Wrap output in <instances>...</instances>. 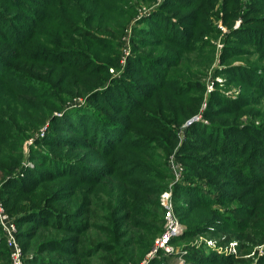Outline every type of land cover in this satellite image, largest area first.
<instances>
[{"label":"trees","instance_id":"1","mask_svg":"<svg viewBox=\"0 0 264 264\" xmlns=\"http://www.w3.org/2000/svg\"><path fill=\"white\" fill-rule=\"evenodd\" d=\"M25 1L0 0V172L3 175L0 180V198L18 224V236L25 253V264H96L95 261H98V264H140L146 252L152 249L156 236L165 230L164 207L160 196L169 189L173 176L169 175L170 169L166 166L168 158L165 161V156L160 154L159 150L171 152L176 139L173 129H168L162 138L154 137L151 133L138 134V138L130 140L128 139L132 132L130 124L133 118L139 117L143 118V121L149 119L158 121L157 110L148 111L142 105L161 89H167L175 94V97L182 99L188 97L184 95L186 87L183 82L173 83L165 69L160 66H167V69L178 68L182 63L180 52L202 51L205 42L198 44L197 41L203 39L192 29L195 28L194 22L202 18L203 9L208 10L210 7L206 0H176L144 12L142 16H148L141 17L144 19H140L132 33L155 34L158 40L163 41L159 46L163 47V44H166L168 48L149 49L155 45L153 41L132 36L134 57L127 65L126 74L113 78L112 74H109V67L115 65L116 68H120V59L112 56L101 62L99 47L105 48L118 43V38L124 33L136 12L131 1L115 0L123 4L122 9L127 7V11L123 9L122 13H118V6L112 0H27L38 6L34 11L25 4ZM70 1H75L77 13L75 17L68 19L60 15V11L63 2ZM130 3L132 8L129 6ZM168 9L176 14L180 9L181 19L173 16ZM130 10L133 14H130ZM31 12L33 16H30ZM150 12L152 16L149 15ZM237 14L235 12L234 16L237 17ZM148 17L152 24L146 29L139 27ZM155 18L158 22L157 19L153 21ZM96 20L102 23L107 21L117 23L111 38L94 34ZM49 24L58 33V37L55 38L57 42L51 44L55 45L53 49L39 47L35 42L37 35L45 33L43 31L40 33L41 26L45 28ZM97 28L101 29L102 26ZM109 28L107 25L106 29ZM244 31L245 33L239 36L245 40L240 42L257 45L264 51V28L245 27ZM75 34H79L77 39H74ZM94 45L98 47H93ZM230 49L233 51L226 50L225 58L229 55L231 56L229 58L237 57L240 54L235 47ZM35 63L50 65L47 71H41L46 73L48 79L41 75L34 76V73L30 72ZM227 65L226 71L233 74L231 78L247 83L254 91L264 93V67L229 66L228 63ZM57 66L64 67L58 73L55 82V85L58 80L60 84H63L62 81L65 82L59 94L57 93L59 87L54 86V83L52 85ZM67 68L70 69L69 72H66ZM139 73L141 76L145 74L149 80L138 79ZM185 77L188 78L186 74ZM62 78L64 80H61ZM24 79L25 83L22 81ZM73 79L75 88L73 86L71 88L73 91H68L67 88L73 84ZM35 80L44 86L43 92H39L43 88L34 86ZM28 82H33L34 85L30 86ZM112 89L116 91L115 100L118 104L114 105V111L119 112L116 116L111 117L102 107L92 109L86 104L70 109L75 101L71 100L76 95L85 94L86 100L95 105L99 102L97 100L99 94H103L104 98L99 100L103 102L110 100L107 94ZM50 92L54 93L53 97ZM23 93L25 96H22ZM198 98H201V95H198ZM37 100H43L42 104L37 103ZM30 102H35L37 108L29 107ZM50 103L53 104V109L46 108L45 104ZM247 104L244 96L231 99L220 89L211 95L209 107L205 111V116L210 118L209 124L200 122L194 128L197 127L201 131L203 135L201 140L207 143V148L214 147L224 158L219 161L220 164L211 165L207 160L195 155L183 157L184 160L198 164L201 168L208 166L210 169L212 166L213 173H201V178L206 179L207 183L194 182V175L190 179L185 174V177L175 184L178 199L182 190H185L184 193L187 195L183 197L186 201L184 211L191 214L188 221L189 229L184 233L185 238L206 232V226L198 221L197 212L199 208L207 210L219 203L223 209L211 208V216L216 214L224 217L233 223L230 227L239 232L240 238L253 241L251 245L240 247V250L242 248L247 250L244 256H249L252 249L253 253H259L257 246L264 245V211L259 207V201L264 197V130L253 125L240 126L237 119ZM106 105L109 107V103ZM53 111L61 112L65 117H59L57 112L53 114ZM17 112L23 114L21 126L25 129L12 131L15 123L10 116L15 113L13 115L17 121ZM70 112L72 116L67 117ZM123 112L127 117H120ZM221 116L227 118L231 116L234 120L220 119ZM50 118L52 121L59 120L62 126L80 137L65 138L63 134L53 135L56 134L54 130L62 129L48 124L46 132L48 136L41 138V133L37 135L31 149L37 148L38 145H54L61 154H48L46 159L44 153L37 155L42 162L31 168L37 177L29 179L28 176L27 180L31 182V185H28L24 182L26 175L22 174L24 166L20 146L33 132H42L41 124ZM180 118L182 117L177 113L176 121ZM251 134L256 138L252 139ZM61 137L66 141H56ZM85 148L98 150L104 158L113 157L116 162L121 157L118 151L130 150L131 153V150H135L138 152L136 156L129 155L140 159H133L135 163L132 164L147 173L140 175L143 178L141 181L125 180L122 183L124 188L121 189L120 184L115 183L119 175L113 169L109 171L106 168H98L88 171L79 168L74 154ZM156 157L160 161H156ZM234 166L239 174L237 178L235 172L231 175L226 172L227 167L233 169ZM118 171L121 172V169ZM125 174L123 179L134 177V169ZM62 178L66 181L61 188L51 189L55 181ZM105 180L113 182L112 188L108 189L110 204L106 209L110 211L109 216L100 215L92 209V205H88L92 201L91 193L96 192V188L102 191L106 185ZM220 180H222L220 187H214V182ZM232 180L237 186L243 183L252 187L258 186L256 191H253V194L258 196L253 206L234 205L236 197L222 191V184ZM147 184H150V189L146 188ZM117 203L126 204V207L123 210L121 207L117 209ZM152 205L154 211H151V215L156 225L149 227V211ZM142 217H146L147 220L142 221ZM95 220L107 221L109 224L101 226ZM137 221L139 223H136ZM124 226L128 230V235L122 230ZM134 228L144 232L143 238L142 233L136 237ZM260 235L262 236L259 238ZM133 241L135 245L132 244ZM195 245L197 244L193 242L184 249L189 250L187 253L191 254L197 263L251 264L252 259L243 258V255L217 258L215 255L218 254L214 252L207 256ZM194 249L195 254L192 255ZM203 259L206 261H202ZM0 264H11L9 248L1 227ZM258 264H264V258H261Z\"/></svg>","mask_w":264,"mask_h":264},{"label":"rangeland","instance_id":"2","mask_svg":"<svg viewBox=\"0 0 264 264\" xmlns=\"http://www.w3.org/2000/svg\"><path fill=\"white\" fill-rule=\"evenodd\" d=\"M33 1V0H31ZM116 3L118 6V13H122L123 9L126 10L127 7H123V4L117 3L115 0H112ZM133 3L134 9L136 12L133 14L130 10V14H133V19L130 21L129 25L125 29L124 33L118 38V43L115 45H110L109 47L101 48L99 47V51L101 53V62H105L108 57L117 56L120 59L121 67L116 68L115 65L112 67H109V74H112L113 78H119L120 75L126 74L127 65L130 62V60L134 57L133 55V38L132 36L136 35L139 38H147V41H153L155 45H153L149 49H164V47L168 48L167 45L163 44L162 46H159V43L162 44L163 41L158 40L157 36L155 34L151 33H140L135 34L132 33V29H134L135 26L138 25V22H140V19L143 20L144 12L157 8V6H160L163 3H173L176 0H155V1H145V0H129ZM137 1H141L142 3L138 4ZM206 2L209 5V9L205 10L203 9L204 13L202 18L199 21H195V28L192 29V31H195L201 36L203 41H197L199 44L200 42H205L202 47V51H192V52H184L179 53L180 56H182V63L178 68H168L167 66H160L163 69H165L166 74L174 81L179 83L183 82V85L186 87L184 90V95H187L182 99L181 97H175V94L170 93L167 91V89H161L159 92H156L147 103L142 106L148 109V111H156V118L158 121H155V119L151 120H144L143 118L139 119H132L131 121V130L130 137L128 139L133 140L135 138H138V134H148V135H154V137L162 138L165 132L168 129H173L174 132V148L171 152H165L162 150H159V153L168 158V161L166 162V166L170 169L169 175L173 176L172 180L170 181L169 189L161 194L160 200L164 207V217L168 211L167 207L163 203L164 201L170 203V208L172 209V213L174 217L179 222L182 233L178 236L174 237L170 243L166 246V250L163 249L159 250L158 252H154V247L156 244L157 239H159L163 233L156 236L154 245L151 250L146 252L144 259L139 262L140 264H204L203 262L197 263L194 258H192L191 254H188L187 249H184V247H187L189 244L191 245L193 242L197 245L198 250L203 251L207 256H211L212 253H217L218 255H215L217 258L219 256H230V255H243V258L252 259L251 264H258L259 260L264 258V245L257 246V249L259 250V253H253L252 252L249 256H244L245 249L242 248L240 250V247H243L244 245H251L253 244V241L245 240V238H240L239 232L235 230L234 228L230 227L233 223H230L227 219H225L222 216L214 215L211 216V208H215L218 210H221V205L218 203L217 205H212L211 208L205 210L202 208H199L197 214V218L199 223L202 225H205L206 232L194 235L192 237L185 238L184 233H186V230L189 229L188 221L191 216V214L188 211H184L185 208V200L186 193H184L185 190H182V194L180 196V199L176 197L175 190L176 186L175 184L178 181H181L183 177H189L192 179V175L195 176L194 182H205L207 183L206 179H202L201 173H210L212 172L211 167L209 169L208 166L201 168L198 164H195L193 162H189L183 159L185 156H191L195 155V157H199L201 159L207 160V163H210L211 165L220 164L219 161L223 159L224 157L217 152V150L214 147H208L207 143L203 142L201 139L203 138V135L199 129L195 127L197 123H204L209 124L210 118H207L205 116V111L209 107V99L211 95L216 92L218 89H220L223 94L227 95L231 99H236L239 96H244V101L248 103L247 105H244L245 107L242 109V114L240 115L239 120L240 126L245 127L246 125H253L255 127L262 128L264 130V93H261L259 91H254L253 87L247 85V83L238 82L235 78H231V75L229 74V71H226L227 63L229 66L232 65H242V66H256V67H264V51L260 50V48L257 45L254 44H248L244 43L245 41L240 42V40H245L243 37L239 36L241 33H245L244 29L245 27L249 29H263L264 28V0H206ZM136 3V4H135ZM25 4L31 7L32 11L36 10L38 6L34 5L33 3L29 1H25ZM175 4H173V7ZM129 6L132 5L131 3ZM200 8V7H199ZM15 11V10H14ZM127 11V10H126ZM167 11H170V13L173 16H177V19H181L182 15L180 14L181 10L179 9L178 14L171 12L170 9ZM238 13L237 17L234 16V13ZM77 13V9L75 6V1H70L68 3L62 4V8L60 11V15H64L68 19L71 17H75V14ZM152 12H150L149 15H151ZM30 16H33L32 12L29 13ZM152 16V15H151ZM149 16V17H151ZM149 17L142 21L139 25V27H143L144 29L148 28L152 24L151 20H149ZM118 19L119 18H114ZM157 18H155L153 21H155ZM158 22V19H157ZM156 22V23H157ZM116 24L114 21H107L105 23L99 22L96 20L94 22V31L96 35H102L106 37L111 38V33L116 29ZM128 24V23H127ZM102 26L101 29H98V26ZM109 25V29H106V26ZM45 33H41V32ZM253 31V30H252ZM41 35H37V39H35V42L38 43L39 47L46 46L50 49H53L55 45H51L56 43V39L58 37V33H56L55 28L51 27L50 24L48 26H41ZM121 33H118L120 35ZM76 36L74 39H77V36L79 34H75ZM83 39V38H82ZM88 38H84L86 40ZM98 47V46H93ZM162 47V48H161ZM230 47H235V49L240 53L237 57H231L230 55L225 58V51H233L230 49ZM155 50V51H156ZM228 59V60H227ZM117 65V64H116ZM49 64L44 63H35L33 68L31 67V73H34V76L41 75L42 77H45V79H48L46 73L41 71H47L49 68ZM136 66V65H135ZM19 68V66H18ZM56 74L54 76L52 85L54 83V86L59 87L57 93L59 94L61 90V87L65 84L64 81L63 84L58 82L55 85L56 80L58 79V73L61 71V69H64V67L57 66L55 67ZM167 69V70H166ZM25 72V70H23ZM70 69L67 68L66 72H69ZM240 71V70H239ZM240 73V72H235ZM185 74L188 76V78L185 77ZM130 75V74H129ZM128 75V76H129ZM137 78V76H136ZM145 78L144 81H148L149 79L145 74L141 76V73H139V78L142 80ZM44 79V78H43ZM61 80H64L62 78ZM23 83L26 82V80H22ZM25 81V82H24ZM36 84L34 85L33 82H28L30 86H36L37 88H40L39 92H43L45 90L44 86L41 83H38L37 80H35ZM46 83V82H45ZM117 84V83H116ZM115 84V85H116ZM75 85L74 79L73 84L67 88L68 91H73L71 88ZM53 86V87H54ZM75 88V86H74ZM197 90H194L196 89ZM173 91V90H172ZM76 92V90H75ZM56 93V91H55ZM116 91L115 89H112L109 91L107 101L99 100L103 98V94H99L97 96V100L99 101L97 104H92L91 101L86 100L85 94L76 95L71 102L70 109L82 106L85 104L87 106H91L90 108L94 109V107H102L103 110L107 111L108 114L111 115V117L118 115V111H114V105H118L116 103ZM186 93V94H185ZM50 95L52 97L54 96V93L50 92ZM198 95H201V98H198ZM22 96H25V93L22 94ZM36 99V98H35ZM104 99V98H103ZM96 98L94 99V101ZM39 104H42L43 100H37L36 101ZM70 102V103H71ZM109 103V107L105 104ZM88 103V104H87ZM167 103H169L167 105ZM153 104V106L151 105ZM106 105V106H105ZM165 105H167L165 107ZM46 108L51 107L53 109V104H45ZM163 106L165 109H163ZM29 107L37 108L35 105V102H30ZM88 108V107H86ZM177 112H176V111ZM57 112V113H56ZM56 113L59 115V117H65V114H61V112L53 111V114ZM177 113L182 117L179 121H176ZM15 114V113H13ZM11 114L10 119L15 123V126L11 128L12 131H21L24 130L25 127L22 125V116L23 114L17 112V118L16 116ZM85 115V113H84ZM159 115V116H158ZM68 116H72V113H68ZM142 116V114H141ZM121 118L127 117L125 116V112L122 113L120 116ZM179 119V118H178ZM219 119V118H218ZM220 119H228L229 121H233L234 117L227 118V116H221ZM30 121V120H29ZM127 123V122H126ZM48 124L55 127H61L62 130H54L53 135H62L65 138H68L70 136H76L80 137V135L74 134L70 129H67L66 127L61 125V122L59 120L52 121L51 118L45 121L41 124V130L42 132H33V134L29 135V137L23 142L21 147V151L23 152V160L22 164L24 166V170L22 171L23 175H26V179L24 182L26 184H30L29 180H27V177L29 176V179H36V174L32 172L31 168H34V166L38 165V163H41V158H37V155L40 153H44V158L46 159L48 154H61L58 152V150L54 147V145L51 146H45V145H35L37 148L31 149V146L34 143V138L41 133V138H45L48 136L47 132V126ZM147 124H150L149 126H146ZM60 125V126H59ZM129 125V124H128ZM39 130V129H38ZM192 130V131H191ZM63 137H61L60 140L56 141H66ZM150 137V136H148ZM190 137V139H188ZM191 137H194L191 139ZM252 139H255L256 136L251 134ZM167 143V141L165 140ZM174 143V142H173ZM168 144V143H167ZM159 147V146H158ZM39 148V149H38ZM264 148V147H263ZM38 149V150H37ZM37 150V151H35ZM40 150L42 152H40ZM120 150L118 151V155L120 160L117 162L115 161V158H104V156L98 152V150L94 149H81L75 152V159L78 163L77 166L79 168L86 169L88 171H94V169L98 168H106L107 170L113 171L117 173L119 176L117 179H115L116 184H120L121 189L124 187L122 186V183L127 181H141L143 178L140 176L141 174H146L147 172L143 170L142 168H138L135 164L133 159H137L139 157H135L138 152H135V150ZM117 154V153H114ZM129 154L135 155L130 156ZM34 159V160H33ZM140 159V158H139ZM156 161H160L157 157L155 158ZM164 163V162H163ZM137 167V168H136ZM81 168V169H82ZM20 169V168H19ZM39 169V168H38ZM121 169V172L118 170ZM130 169H134L135 176L127 177L123 179V176L126 175L125 173L129 171ZM84 171V170H83ZM187 171V173H186ZM196 172V174L194 172ZM160 172L165 173L163 170H160ZM226 172L231 175L233 172H235V178L239 176L237 174V168L229 169V167L226 168ZM171 173V174H170ZM213 173V172H212ZM176 174H179L178 179ZM3 178L2 173L0 172V180ZM24 178V177H22ZM20 178V179H22ZM7 179V178H6ZM38 179V178H37ZM16 181V180H15ZM66 181V179H58L55 181L54 186H52L51 189L57 190L61 188L63 183ZM222 180L215 181L214 187H220V183ZM149 183V182H148ZM236 182L233 180L230 182H225V184H222L223 190L226 191L229 194H233L236 199L234 200V205L239 206H245L250 207L253 206L254 203L257 202L258 196L256 194H253V191H256L258 186L252 187L247 185L246 183L236 185ZM104 188L102 191H98L96 188V192L91 193L92 201L88 205H92V209L97 211L100 215H110V211L106 209L110 204V196L108 193V189L110 190L113 186V182H110L109 180H105L104 182ZM150 184L146 185L147 189H150ZM188 185V184H187ZM168 192L169 196L164 198L165 193ZM97 197H96V195ZM261 196V195H259ZM184 197V198H183ZM183 198V200H182ZM218 198V197H217ZM1 200V198H0ZM123 201V200H120ZM2 202V200H1ZM259 207L261 210L264 211V197L262 198V201H259ZM3 203V202H2ZM55 205V204H51ZM117 209L121 207V210H123L126 207V204L117 203ZM119 211V210H117ZM151 211H154V206L152 205L150 207L149 215L150 218L148 219V225L155 226L156 223L154 221L153 216L151 215ZM138 217V216H137ZM141 219V218H137ZM146 217H142V221H146ZM98 222L101 226H108L107 221H101V220H95ZM136 223H139L138 221ZM136 225V224H135ZM137 227V226H135ZM124 230L125 234L128 233V230L125 229V226L122 228ZM141 230H137V228H134V232L137 233L136 237H138V234L142 233L141 238H143V233L140 232ZM132 231H130L129 235H131ZM128 235V234H127ZM184 235V237H183ZM262 235L259 236V238ZM183 237V238H182ZM125 238H128V236H125ZM124 238V239H125ZM182 238V239H181ZM231 238V239H230ZM135 243L134 241L132 244ZM135 245V244H133ZM192 249V248H190ZM160 251H163L160 252ZM195 249L191 252L192 255H194ZM198 255V254H197ZM202 261H206V259H203ZM96 264H98V261H95Z\"/></svg>","mask_w":264,"mask_h":264},{"label":"built area","instance_id":"3","mask_svg":"<svg viewBox=\"0 0 264 264\" xmlns=\"http://www.w3.org/2000/svg\"><path fill=\"white\" fill-rule=\"evenodd\" d=\"M177 179L179 174H176ZM169 196V193L166 192L164 198ZM164 205L167 207L168 211L165 215V230L162 236L157 239L154 252H158L159 250H166V246L170 243V241L182 233L181 226L177 219L174 217L172 213V209L170 208L169 200L168 202L164 201ZM0 227L4 233L7 246L9 248L10 260L11 264H25V253L21 242L18 236V224L13 216L5 208L4 204L0 200Z\"/></svg>","mask_w":264,"mask_h":264}]
</instances>
